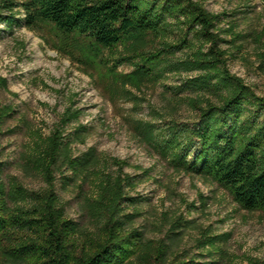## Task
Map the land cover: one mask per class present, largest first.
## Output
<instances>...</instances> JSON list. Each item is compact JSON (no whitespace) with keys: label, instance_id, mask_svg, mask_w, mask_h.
<instances>
[{"label":"trees","instance_id":"obj_1","mask_svg":"<svg viewBox=\"0 0 264 264\" xmlns=\"http://www.w3.org/2000/svg\"><path fill=\"white\" fill-rule=\"evenodd\" d=\"M205 2L1 0L0 22L54 29L81 61L85 52L103 67L106 89L135 110L147 102L145 88L162 87L163 107L148 103L149 118H125L135 138L175 172L219 184L243 209L264 212V95L230 67L250 34L231 19L237 10L215 13ZM254 36L262 44L263 33ZM259 58L264 65V51ZM13 112L0 107V123ZM80 118L71 105L49 134L34 133L23 167L44 180L40 190L8 186L0 157V264H237L226 249L232 233L189 218L198 209L192 202L184 200L186 214L162 217V237L138 226L147 199L133 192L151 170L128 173L127 160L96 146L76 154L90 134ZM59 185L79 199V220Z\"/></svg>","mask_w":264,"mask_h":264},{"label":"rangeland","instance_id":"obj_2","mask_svg":"<svg viewBox=\"0 0 264 264\" xmlns=\"http://www.w3.org/2000/svg\"><path fill=\"white\" fill-rule=\"evenodd\" d=\"M205 3L215 13L237 10L231 19L239 24L240 31L250 35L239 57L230 60V67L259 95H264V65L259 58V53L264 51V2L206 0ZM255 33H263L262 44L256 40ZM79 53L50 27L32 30L20 24L9 29L5 22H0V107L14 108L12 115L0 123V157L5 163L6 184L18 181L28 190L46 186L41 176L25 170L23 164L34 133L49 134L65 109L73 105L81 110L80 122L90 132L86 144L75 145L76 154L96 146L109 156L127 160L128 173H140L136 166L151 170L133 192L147 199L140 206L143 215L137 225H146L149 235L164 236L166 229L162 233L157 225L165 214H186L185 200L198 207L189 218L219 233H232L226 249L237 264H249L250 259L264 261V212L243 209L219 184L175 172L130 130L125 120L127 115L149 118L148 103L164 106L163 88H145L143 95L147 102L143 109L135 110L133 102L106 89L109 80L105 69L88 61L85 52L84 62L81 61ZM119 70L129 72L131 68L121 66ZM1 79L6 80V86ZM58 191L69 202L68 215L79 220V199L75 193L65 192L60 185ZM185 240L190 242L189 238Z\"/></svg>","mask_w":264,"mask_h":264}]
</instances>
